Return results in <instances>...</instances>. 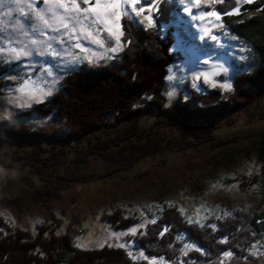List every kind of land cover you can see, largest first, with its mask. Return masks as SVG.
Masks as SVG:
<instances>
[{"label":"rangeland","instance_id":"rangeland-1","mask_svg":"<svg viewBox=\"0 0 264 264\" xmlns=\"http://www.w3.org/2000/svg\"><path fill=\"white\" fill-rule=\"evenodd\" d=\"M158 1L141 0L133 5L131 0H119V8L113 9L107 7L112 0H0V61L12 70L1 77L6 84L0 89V215L5 223L33 233L39 224L53 219L60 226L57 232L70 230L71 240L79 248L123 245L135 259L172 264L164 256L147 255L134 241L163 206H175L185 217L202 222L211 215L221 216L250 203L264 202L257 179L261 161L252 150L258 136L264 134V119L257 115L264 114V99L249 109L250 115L242 111L236 115V122L217 127L210 142H193L177 150L168 146L157 158L115 173L112 161L89 158L78 167L97 173L94 180L75 182L61 192L53 189L55 197L37 203L23 195L25 188L17 180L33 172L8 161L4 154L7 139L1 130L22 122L29 130L46 131L49 138L40 141L42 146H47L51 138L63 137L65 123L56 114L39 117L33 113L24 115V111L51 96L59 88L61 76L78 63L112 57L121 50L123 42L119 40L120 49L111 51L117 46L114 33L121 32L122 15H129L144 27H148L144 17L150 16L151 28H156L153 14ZM166 1L173 4L168 25L173 29V61L163 79V105L170 106L178 99L185 101L189 90L202 93L215 88L225 94L232 92L235 73L249 67L243 64L235 68L234 62L249 60V47L237 40L221 19H197L201 11L214 10L206 9L207 5L185 11L191 0ZM241 3L231 12L240 11ZM133 7L137 11L143 7L145 11L137 15ZM212 24L223 27L214 28ZM166 28L164 24L158 27L162 33ZM205 28L210 35L204 34ZM205 73L209 80L204 79ZM223 84L231 88L226 90ZM151 119L144 113L140 122L149 126ZM171 132L163 126L161 135L169 136ZM71 156L72 152H68L63 158ZM115 213L138 220L116 228L109 219ZM182 244L181 257L199 247L185 237ZM250 246L251 254L264 252V238Z\"/></svg>","mask_w":264,"mask_h":264},{"label":"trees","instance_id":"trees-1","mask_svg":"<svg viewBox=\"0 0 264 264\" xmlns=\"http://www.w3.org/2000/svg\"><path fill=\"white\" fill-rule=\"evenodd\" d=\"M237 5V0H219L205 8L218 11L226 28L249 47L251 68L236 73L230 93L215 88L202 93L189 90L185 101L178 99L167 107L161 92L166 68L173 61V29L168 26L173 4L158 1L153 14L156 28L122 15L121 50L112 57L78 63L61 76L51 96L23 113L56 114L65 123L63 137L42 146L40 141L49 138L46 131L29 130L22 122L1 130L7 139L8 161L33 172L17 180L25 188L23 195L37 203L55 197L53 189L61 192L75 182L94 180L97 173L78 167L89 158L112 161L115 173L157 158L168 146L177 150L193 142H210L217 127L236 122L242 111L250 115L249 109L264 99V0L243 2L239 14H225ZM163 24L164 33L158 29ZM10 71V65L0 61V89L6 84L1 77ZM144 113L152 118L149 126L140 122ZM257 115L264 119V114ZM163 126L172 131L169 136L161 135ZM257 139L252 150L261 161L257 179L264 194V134ZM68 152L72 156L65 160ZM109 219L116 228L138 220L116 213ZM4 220L0 215V264H149L133 258L122 246L79 248L70 230L57 232L59 225L53 219L39 224L33 233ZM189 220L177 207L163 206L134 241L147 255L164 256L172 264H264V252H249L251 243L264 238V202L211 215L202 222ZM184 237L199 247L181 257Z\"/></svg>","mask_w":264,"mask_h":264},{"label":"snow or ice","instance_id":"snow-or-ice-1","mask_svg":"<svg viewBox=\"0 0 264 264\" xmlns=\"http://www.w3.org/2000/svg\"><path fill=\"white\" fill-rule=\"evenodd\" d=\"M85 2H87V0H85ZM132 4L133 5H136L137 3H141V0H131ZM216 2H219V0H191V3L189 5L188 8L185 9V11H190L192 7H200L202 4L203 5H210V4H214ZM242 0H237V3H241ZM243 2H247V3H251L252 0H243ZM75 6V5H74ZM120 4H119V0H112V3L108 4L107 7L108 8H119ZM134 12H136L137 15H140L141 13H143L145 11V8L141 7L138 11L135 7H133L132 9ZM149 11H151V9H149ZM225 14H229V15H232V14H239V9H236L234 10L233 12H229V13H225ZM40 13L37 12V16H39ZM206 17H214L215 20L219 21L221 19V14L216 11V10H212V11H201L199 13V16L196 17L197 19H200V20H205ZM144 19L147 21V26L148 27H151L152 26V19L150 16H145ZM209 23H211V21H209ZM66 27V25H63ZM212 27L216 28V27H223L222 24H212ZM204 34L206 36L210 35V30L208 28H205L204 29ZM89 35H91V33H89ZM114 35H116V39H117V46L113 49H111V51H118L121 47L120 43H119V40H120V37L123 35V32H118V33H114ZM95 39V38H93ZM212 39H216L215 36H212ZM78 46V45H77ZM22 53H17V55H20ZM204 75V79L205 80H209L210 79V76L209 74L205 73L203 74ZM222 87H224L226 90L230 89L231 88V85L229 84H223L221 85ZM26 90V87L25 88H22L21 91H25ZM189 222H192L191 221V218L189 220ZM198 222V221H197ZM214 227V226H213ZM133 231H135L133 229ZM163 234V233H162ZM123 246V245H121ZM226 255H230V254H226Z\"/></svg>","mask_w":264,"mask_h":264},{"label":"crops","instance_id":"crops-1","mask_svg":"<svg viewBox=\"0 0 264 264\" xmlns=\"http://www.w3.org/2000/svg\"><path fill=\"white\" fill-rule=\"evenodd\" d=\"M137 23H139V24H142L141 22H137ZM237 40H239L238 38H236ZM240 41V40H239ZM243 64H248V69L249 68H251V66L253 65V61H252V59L250 58L249 60H247V61H243V60H237L236 59V61L234 62V65H235V68H242L243 66ZM234 68V69H235ZM247 70V69H246ZM239 72V71H238ZM238 72H236V73H238ZM235 73V74H236ZM240 73V72H239Z\"/></svg>","mask_w":264,"mask_h":264}]
</instances>
